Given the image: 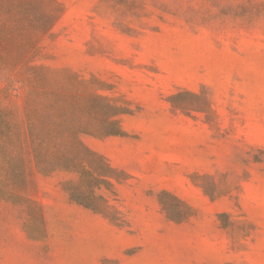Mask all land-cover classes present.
<instances>
[{
    "label": "rangeland",
    "instance_id": "1",
    "mask_svg": "<svg viewBox=\"0 0 264 264\" xmlns=\"http://www.w3.org/2000/svg\"><path fill=\"white\" fill-rule=\"evenodd\" d=\"M0 264H264V0H0Z\"/></svg>",
    "mask_w": 264,
    "mask_h": 264
}]
</instances>
